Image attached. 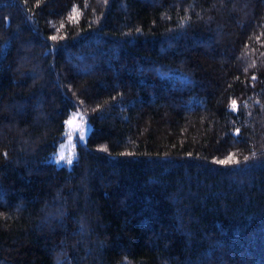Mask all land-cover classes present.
Here are the masks:
<instances>
[{
  "label": "trees",
  "instance_id": "obj_1",
  "mask_svg": "<svg viewBox=\"0 0 264 264\" xmlns=\"http://www.w3.org/2000/svg\"><path fill=\"white\" fill-rule=\"evenodd\" d=\"M0 264H264V0H0Z\"/></svg>",
  "mask_w": 264,
  "mask_h": 264
},
{
  "label": "rangeland",
  "instance_id": "obj_2",
  "mask_svg": "<svg viewBox=\"0 0 264 264\" xmlns=\"http://www.w3.org/2000/svg\"><path fill=\"white\" fill-rule=\"evenodd\" d=\"M65 138L58 144L57 149L49 156V160L56 165L70 166L75 159L76 144L84 143L91 131L92 125L77 110H71L64 121ZM69 158L71 163L68 162Z\"/></svg>",
  "mask_w": 264,
  "mask_h": 264
},
{
  "label": "snow or ice",
  "instance_id": "obj_3",
  "mask_svg": "<svg viewBox=\"0 0 264 264\" xmlns=\"http://www.w3.org/2000/svg\"><path fill=\"white\" fill-rule=\"evenodd\" d=\"M235 104V102H233ZM247 159V158H246ZM231 158H229V161H221V163H226V162H230ZM69 163H71V159L69 158L68 160Z\"/></svg>",
  "mask_w": 264,
  "mask_h": 264
}]
</instances>
